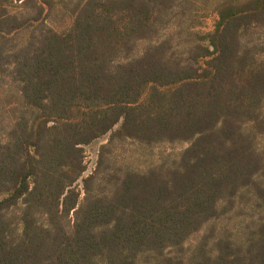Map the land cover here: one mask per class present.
<instances>
[{
    "label": "trees",
    "instance_id": "trees-1",
    "mask_svg": "<svg viewBox=\"0 0 264 264\" xmlns=\"http://www.w3.org/2000/svg\"><path fill=\"white\" fill-rule=\"evenodd\" d=\"M6 80L0 264H264V0H0ZM124 140L188 146L138 171Z\"/></svg>",
    "mask_w": 264,
    "mask_h": 264
},
{
    "label": "rangeland",
    "instance_id": "rangeland-1",
    "mask_svg": "<svg viewBox=\"0 0 264 264\" xmlns=\"http://www.w3.org/2000/svg\"><path fill=\"white\" fill-rule=\"evenodd\" d=\"M202 12L210 13L204 9ZM52 19V24L57 29L65 28L70 24V19L68 18V16H66V14H62V16L59 15L57 16V18L53 17ZM215 25V16L210 13L209 16L205 18V25L203 26V29L209 31L214 29ZM146 44L147 43H140L137 46L136 50L138 54L141 53ZM12 91L15 93V88H12L10 80H6L0 88V100L3 101L4 114L6 113V109L10 110V106L13 107L12 102L17 97V95H15V97L12 94ZM6 119V116H4V121L2 122L5 123L7 121ZM119 127L120 124L117 125L114 130H117ZM111 134L112 132H109L100 139L94 141L92 144L85 147L87 171L84 173L83 177L78 182L80 188L83 187V179L94 173V171L96 170L101 146L109 141ZM187 146V143L177 142L163 143L156 147H146L142 146L134 140H124L120 141L112 148L110 158L111 161L117 166L132 168L138 171H144L148 169L152 164L159 163L163 157L170 156V154L173 157L179 156L180 153ZM261 146L264 148V139L261 140ZM223 223H225L224 220H220L218 222V225H222ZM208 227L209 226L205 227L199 233L193 235L188 241V244L192 245L196 243L200 236H202L206 232Z\"/></svg>",
    "mask_w": 264,
    "mask_h": 264
}]
</instances>
